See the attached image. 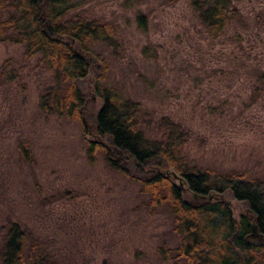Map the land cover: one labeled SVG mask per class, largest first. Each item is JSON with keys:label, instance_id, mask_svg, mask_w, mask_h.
<instances>
[{"label": "rangeland", "instance_id": "1", "mask_svg": "<svg viewBox=\"0 0 264 264\" xmlns=\"http://www.w3.org/2000/svg\"><path fill=\"white\" fill-rule=\"evenodd\" d=\"M234 3L237 13L217 37L190 0H72L69 16L115 24L111 41L93 44L108 67L103 83L140 102L150 137L166 138L168 117L182 126L189 164L261 176L264 0ZM38 56L27 57L21 42L0 41V245L15 221L43 239L59 264H184L158 252L179 241L170 205L152 211L141 183L111 168L102 149L92 162L88 140L99 133L85 131L82 119L40 109L53 78ZM5 65L18 76L7 78ZM95 74L78 78L90 125L103 103ZM24 140L32 161L21 154ZM224 196L236 218L248 211L230 189Z\"/></svg>", "mask_w": 264, "mask_h": 264}, {"label": "trees", "instance_id": "2", "mask_svg": "<svg viewBox=\"0 0 264 264\" xmlns=\"http://www.w3.org/2000/svg\"><path fill=\"white\" fill-rule=\"evenodd\" d=\"M190 2L214 37L237 13L235 0ZM71 8L72 0H0V41L23 43L25 55L38 54L39 64L52 72L53 81L40 97V109L82 119L85 131L94 129L99 133L88 140L87 153L92 162L102 149L111 168L141 183L152 211L170 205L179 241L176 246L163 243L158 247L163 258L184 264H264V175L189 164L182 148V126L168 117L166 138L150 137L143 127L140 102L103 83L108 67L104 56L95 53L93 44L111 41L115 24L81 14L69 16ZM138 21L145 28L147 15L139 13ZM12 62V58L6 60ZM91 71L96 72L95 86L103 103L96 122L90 125L84 120L87 96L78 78L89 76ZM3 73L10 79L18 76L6 65ZM258 74V80L264 82V69ZM20 151L32 161L26 140L20 143ZM136 163L142 167L138 172L133 168ZM166 169L175 170L181 176L180 182L164 174ZM227 189L249 205L239 218L226 198L220 197ZM253 223L262 237L252 234ZM0 257L2 264H59L43 239L15 221L4 232Z\"/></svg>", "mask_w": 264, "mask_h": 264}, {"label": "water", "instance_id": "3", "mask_svg": "<svg viewBox=\"0 0 264 264\" xmlns=\"http://www.w3.org/2000/svg\"><path fill=\"white\" fill-rule=\"evenodd\" d=\"M84 120L87 121L85 117H84ZM164 174H166L168 176H172L173 178H179V179H181V176L175 170H172V169H166L164 171ZM181 185H182V183H181ZM196 195H197V193H196ZM212 196L213 195H210V197H212ZM220 197L225 198L224 193H221L220 194ZM226 201H227V203L231 204V201L229 199H226ZM256 228H257L256 223H253V232H252V234L254 236L262 237V234H260L259 232H257L256 231Z\"/></svg>", "mask_w": 264, "mask_h": 264}]
</instances>
